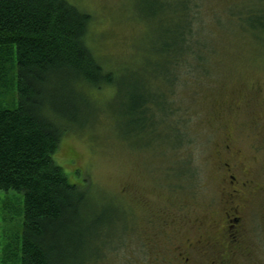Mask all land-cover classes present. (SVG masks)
<instances>
[{"label": "rangeland", "instance_id": "rangeland-1", "mask_svg": "<svg viewBox=\"0 0 264 264\" xmlns=\"http://www.w3.org/2000/svg\"><path fill=\"white\" fill-rule=\"evenodd\" d=\"M71 1L91 14L87 41L119 85H147L151 93L160 86L162 61L154 51L172 23L170 12L158 8L175 0H150V11L138 0ZM240 10L246 12L243 24L230 15ZM202 16L213 48L209 72L168 92L189 144L172 149L165 142L167 128L165 137H138L125 115L123 93L107 85L93 91L96 103L82 107L77 124L63 135L54 159L70 179L87 186L96 227L86 235L98 238L76 249L70 264H89L100 249L105 256L98 264H179L183 250L177 246L186 238L201 232L214 238L212 218L221 213L227 185L225 163L239 182L248 178L257 186L246 196L244 246L233 262L264 264V0H206ZM2 92L0 104L13 108L14 91ZM23 212L22 193L0 190V264H20ZM85 213L89 226L93 217ZM219 246L224 262L228 252Z\"/></svg>", "mask_w": 264, "mask_h": 264}, {"label": "trees", "instance_id": "trees-1", "mask_svg": "<svg viewBox=\"0 0 264 264\" xmlns=\"http://www.w3.org/2000/svg\"><path fill=\"white\" fill-rule=\"evenodd\" d=\"M205 1L175 0L158 8L170 12L172 24L154 51L164 78L151 93L147 85H119L115 71L105 69L87 41L92 16L71 0H0V98L2 90L15 93L13 108L0 104V190L23 195L20 264H70L88 239L98 242L86 235L96 227L87 186L70 179L54 159L81 108L96 103L94 90L106 85L121 90L125 115L138 137H165L167 128L165 142L172 149L190 143L168 92L209 72L213 48L202 16ZM137 3L150 11V0ZM230 15L239 24L247 20L241 10ZM259 25L264 28V22ZM85 211L93 217L89 226ZM104 256L100 249L89 264Z\"/></svg>", "mask_w": 264, "mask_h": 264}, {"label": "flooded vegetation", "instance_id": "flooded-vegetation-1", "mask_svg": "<svg viewBox=\"0 0 264 264\" xmlns=\"http://www.w3.org/2000/svg\"><path fill=\"white\" fill-rule=\"evenodd\" d=\"M227 148L230 149L229 146ZM237 154V151H233L235 158ZM224 165L226 167L224 181L227 185L223 191L221 213H216L212 218V225L215 229L214 238L209 240L207 232L198 233L196 238H186L177 246V249L188 252L187 254L183 251L179 253L178 261L181 264H203L208 257L210 260L208 263L204 262L205 264H237L233 260L239 249L244 246L246 217L250 209L246 196L257 186L252 179L248 178L239 182L237 177L231 174L230 164L225 163ZM220 244H224L228 252L224 262L220 258L222 257L221 252L217 250L221 249ZM189 252L203 253L204 257L193 259Z\"/></svg>", "mask_w": 264, "mask_h": 264}]
</instances>
